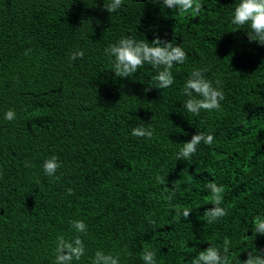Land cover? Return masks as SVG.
Here are the masks:
<instances>
[{
    "label": "trees",
    "instance_id": "16d2710c",
    "mask_svg": "<svg viewBox=\"0 0 264 264\" xmlns=\"http://www.w3.org/2000/svg\"><path fill=\"white\" fill-rule=\"evenodd\" d=\"M200 3L191 14L123 0L109 14L104 0H0V264H55L57 236L77 235L72 220L87 225L86 253L73 264H91L97 250L143 264L145 248L156 264H191L210 244L223 253L225 239L231 264L264 250V235L252 231V219L264 217V46L231 23L240 0ZM157 36L187 53L171 87L145 92L158 71L148 64L115 77L109 45ZM197 68L220 81L221 110L183 109ZM137 126L153 138L133 137ZM200 131L213 144L177 160ZM53 155L59 179L43 171ZM210 181L225 186L227 215L214 223L204 215L214 207Z\"/></svg>",
    "mask_w": 264,
    "mask_h": 264
},
{
    "label": "clouds",
    "instance_id": "9594fccd",
    "mask_svg": "<svg viewBox=\"0 0 264 264\" xmlns=\"http://www.w3.org/2000/svg\"><path fill=\"white\" fill-rule=\"evenodd\" d=\"M148 2H159L165 8L191 14H199L203 7L200 0H148ZM122 4L123 0H107V2L104 0L103 8L110 14L117 11ZM231 23L239 27L247 26L249 41H255L264 46V0H240V3L234 9ZM28 51L25 52V55H28ZM105 54L110 58L111 71L117 78H129L145 64L158 69L157 74L152 77L155 86L145 88V92L150 91L152 87L159 89L171 87L174 83L171 70L175 65L184 64L187 60V53L182 47L179 45L174 46L172 42L165 41L159 36L153 39L151 43L147 40L138 41L132 37L121 38L118 42L109 45L105 49ZM206 71L207 69H194L182 90L183 94L188 97L183 104V109L195 116H199L202 110L208 112L221 110V101L225 98L223 89L220 87V81L217 80L214 84L213 81L206 78ZM5 119L8 121L16 119L15 111L11 109L7 111ZM131 135L150 140L153 138L154 132L151 127L137 126L132 129ZM213 142L214 135L200 131L192 135L190 141L182 144L176 158L177 160H190L196 153L198 145L203 143L211 146ZM25 166H28L27 162ZM60 167L59 157L55 155L46 159L43 163V171L48 177L59 179L56 173ZM165 177L157 175L156 182L166 185ZM206 187L210 192V200L214 207L208 209L204 215L207 217L208 223H214L227 215V210L221 207L224 200L225 186L210 181ZM165 192L167 195L163 196L164 200L171 203L175 195V185L172 189L166 187ZM68 194H72V189H68ZM190 212V210L184 209L178 215L182 214L187 219ZM146 219L150 225H156L154 219L149 217H146ZM69 223L77 235L70 239H66L63 235L57 236L54 249L55 264H73L74 261H79L86 253V247L80 234H87V225L83 220H72ZM252 225L254 234L264 235V217L255 216L252 219ZM229 246L230 241L225 239L222 253L220 248L210 244L205 250L199 251L191 264H231ZM256 253L249 252L248 258L240 261V264H264V250L256 249ZM141 260L143 264H156V252L145 248ZM91 264H120V254L97 250L94 257L91 258Z\"/></svg>",
    "mask_w": 264,
    "mask_h": 264
}]
</instances>
